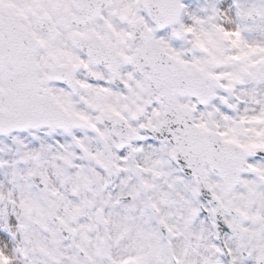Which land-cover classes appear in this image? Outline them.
<instances>
[{"label":"snow or ice","instance_id":"obj_1","mask_svg":"<svg viewBox=\"0 0 264 264\" xmlns=\"http://www.w3.org/2000/svg\"><path fill=\"white\" fill-rule=\"evenodd\" d=\"M0 264H264V0H0Z\"/></svg>","mask_w":264,"mask_h":264}]
</instances>
